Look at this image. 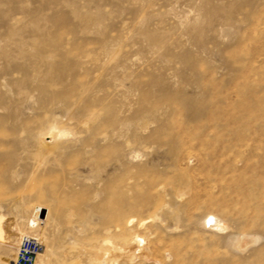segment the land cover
<instances>
[{"label":"rangeland","instance_id":"1","mask_svg":"<svg viewBox=\"0 0 264 264\" xmlns=\"http://www.w3.org/2000/svg\"><path fill=\"white\" fill-rule=\"evenodd\" d=\"M0 218V264H264V0H0Z\"/></svg>","mask_w":264,"mask_h":264},{"label":"built area","instance_id":"2","mask_svg":"<svg viewBox=\"0 0 264 264\" xmlns=\"http://www.w3.org/2000/svg\"><path fill=\"white\" fill-rule=\"evenodd\" d=\"M43 250V244L37 236L21 237L13 264H35L38 255Z\"/></svg>","mask_w":264,"mask_h":264},{"label":"bare ground","instance_id":"3","mask_svg":"<svg viewBox=\"0 0 264 264\" xmlns=\"http://www.w3.org/2000/svg\"><path fill=\"white\" fill-rule=\"evenodd\" d=\"M35 211L37 212V213H36V216H35V218L32 219V221H31L33 225H36V224H37V223H36V220H37V219L42 218V217H41V216H42V213H43V211H45V210H44L43 207L38 206V207L35 208ZM133 222H134V220L131 219V220H130V225H131ZM33 225H32V226H33ZM216 228H217V229H220V230H223V229H224L223 224H222L220 221H217V222H216ZM0 240H2V241L5 240L4 235H3V230H2V228H1V218H0ZM231 245L234 246V247H237V248H241V243H240L239 240L233 242ZM40 254H41V253H40ZM40 254H39V255H40ZM39 255H38V257H39ZM38 257H37V258H38Z\"/></svg>","mask_w":264,"mask_h":264}]
</instances>
